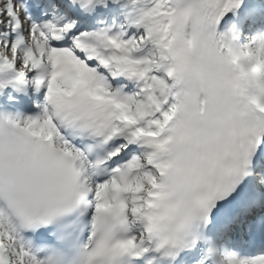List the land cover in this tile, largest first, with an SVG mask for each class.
Listing matches in <instances>:
<instances>
[{"label":"snow or ice","instance_id":"snow-or-ice-1","mask_svg":"<svg viewBox=\"0 0 264 264\" xmlns=\"http://www.w3.org/2000/svg\"><path fill=\"white\" fill-rule=\"evenodd\" d=\"M0 264H264V0H0Z\"/></svg>","mask_w":264,"mask_h":264}]
</instances>
